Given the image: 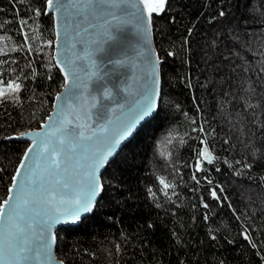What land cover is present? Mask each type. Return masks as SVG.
<instances>
[{"label":"trees","instance_id":"1","mask_svg":"<svg viewBox=\"0 0 264 264\" xmlns=\"http://www.w3.org/2000/svg\"><path fill=\"white\" fill-rule=\"evenodd\" d=\"M44 3L0 0V77L22 83L19 102L13 93L0 105V200L28 147L8 138L40 127L64 85L53 16L42 12L17 31ZM152 24L163 60L157 112L103 171L93 213L56 231L57 256L65 264H264V0H168ZM204 146L211 164L194 151Z\"/></svg>","mask_w":264,"mask_h":264},{"label":"snow or ice","instance_id":"2","mask_svg":"<svg viewBox=\"0 0 264 264\" xmlns=\"http://www.w3.org/2000/svg\"><path fill=\"white\" fill-rule=\"evenodd\" d=\"M167 3L168 0H78L77 3L69 4L65 0H45L29 17L19 21L20 28L17 31L23 33L30 19L39 18L42 12L44 15L54 12L58 29L60 19L67 17L71 7L81 18L86 12L102 23L98 25L99 40L87 36L82 38L90 41L87 46H82L83 55L74 53L72 58H54L57 65H62L60 70L64 72L65 78L71 77V83L64 85L67 91L55 97L57 101L65 102L58 105L55 118L48 116L41 131L21 133L17 137L31 140V146L26 147L22 153L20 163L9 180L6 198L0 200V264H24L39 257L54 261V227L75 223L83 214L92 211L97 196L103 191L101 169L134 127L157 109V97L160 95L157 66L161 62L158 54L148 50V54L144 56L147 63L141 61L144 79L137 85L135 95L127 87L123 91L117 87L113 96L108 88L95 86L94 92H99L102 88L98 108L97 96L88 91L89 83L93 82L98 72L95 53L102 51L104 44L116 40L118 34L126 26L133 24V21L136 30L146 35L152 24L153 14L163 13ZM116 10L121 14L117 15ZM219 15L224 16L225 12L220 11ZM56 36L58 43L59 30ZM24 39L28 40L27 34ZM51 43L49 41V44ZM168 55L172 56L174 53L168 52ZM114 63L127 65L129 68L135 66L132 60H117ZM24 79L28 77L25 76ZM5 84L6 88L14 93L11 102L18 103V93L22 89L19 77L6 82L0 77V97L4 95ZM125 92L132 96V102H128V96L123 94ZM68 93H71V96ZM118 95L124 97V103L117 102ZM67 100L78 103L73 108L66 103ZM103 101H109L116 107L105 105ZM246 107L257 105L248 103ZM92 109H96L94 124L91 122ZM101 112L104 114L101 115ZM118 114L123 115L124 119H118ZM192 123H196L195 119ZM199 131L203 132L204 128L201 126ZM180 143H185L183 137L180 138ZM200 143L204 144V141L201 140ZM194 151L198 158L205 159L208 164L213 163L207 146L203 150L196 148ZM195 167L196 171L204 170L199 159L196 160ZM192 178L197 179L195 173ZM159 184L165 190L175 187L164 178H159ZM164 194L167 196V191ZM210 195L213 199H220L215 189L211 190ZM203 206L208 207L207 204ZM205 219L207 220V215ZM242 235L253 248L256 247L247 229ZM215 238L212 236V239ZM37 239L41 242L37 243ZM119 250L117 245V251Z\"/></svg>","mask_w":264,"mask_h":264},{"label":"water","instance_id":"3","mask_svg":"<svg viewBox=\"0 0 264 264\" xmlns=\"http://www.w3.org/2000/svg\"><path fill=\"white\" fill-rule=\"evenodd\" d=\"M65 2L71 4V3H77L78 0H65ZM109 10H112V9H109ZM116 11H117V15L121 14L118 10ZM50 15H52L54 18L53 20H54V28H55V32H54L55 41L53 44L54 52H53L52 58H55V57H59L60 59H65V57L72 58L74 53H80L81 55H83V53L81 52L82 46H87V44L90 43V41L83 40L82 39L83 37L87 36L89 38H94L96 40L100 39V36H99L100 28L98 27V25L101 24L102 21L98 19H93L92 15H88L86 12L83 14V18H81L80 15H77L76 10L70 7L67 17L66 18L62 17L60 19L58 29L56 25V13L53 12ZM153 15H156V14L154 13ZM108 19H111V18L108 17ZM134 24H135V21H133V24L126 26L125 29H123L118 34L116 40L109 41L108 43L104 44L103 50L97 51L95 53L94 59H95V62L98 68V72H97V76L93 78V82L89 83L88 91L92 92L93 95L97 96V107L98 108L100 106L102 88H101V91L94 92L93 88L95 86H103V87L108 88L112 92L113 96H115L116 94L117 87H119L121 91H123V89L127 87L133 93V95H135L137 85L143 82V79H144V69L141 65V61H144V56L148 54V50H151L153 53H156V54L159 53L156 47V43L154 41L155 40L154 29L152 28L153 24H151V26L149 27L146 35L143 32L137 31L136 28L134 27ZM85 29H87V32H85ZM57 30H59L60 32L58 43H57V36H56ZM141 53H143V55H140ZM117 60H124V61L132 60L135 66L129 68L127 65H123V66L117 65L114 63ZM85 63H87V61H85ZM144 63L146 64L147 61H144ZM162 64H163V60L161 59L160 64L157 66V71H158V75L160 79V91H161V85H162V80H161L162 79L161 78ZM77 66H79V61L77 62ZM57 67L59 71H61L60 69L62 65H57ZM61 73L64 77L63 84L64 85L70 84L71 77H68L66 79L64 72L61 71ZM81 75H84V73H81ZM64 85L61 88V90L56 94V96L61 95L62 93H65L67 91ZM123 94L125 96H128L127 92ZM68 95L71 96V93H68ZM85 95H87V93H85ZM160 96H161V93L157 97V109H158ZM123 99L124 97L122 95H118L117 102L124 103ZM128 102H132V96H128ZM64 103H65L64 101H57L56 99H54L53 107L52 109H50L51 111L48 114V116H53L55 118V112L57 111L58 105H62ZM66 103L68 105H72L73 108H75L78 102L74 100H67ZM102 103L105 105L111 104V102L109 101H103ZM110 107H116V105L111 104ZM157 109L151 114L150 117H146L144 120L140 121L134 127L131 134L127 136L121 142V144L117 147L116 151L109 158L108 162L101 169V172H100L101 179H102V173L104 170H106L107 165L112 160H114V158L118 157L119 153L125 147V144H127L132 139V137L137 133L136 131H138L145 122L150 120V118L155 116ZM91 112H92L91 122L94 124L96 120V115H95L96 109H92ZM103 114L104 113L101 112V115ZM48 116L43 122H41L42 124L40 125V127L26 130L18 134H15L13 136H10L8 140L26 142L28 146H31V140L26 139V138L20 139L17 137H19L21 133H29V132L34 133V132L41 131L43 125L47 123ZM118 119H124V116L118 114ZM48 130L50 131V129ZM208 150L211 155V158L214 160L215 156L214 154H212L209 147H208ZM101 194L102 192L100 193V195L97 196L94 207L91 212L83 214L80 217V219L75 223H65V224L56 225L53 229L54 235L56 236V231H58L59 229L63 227H67L69 225L70 226L78 225V223H80L85 217L90 216L93 213V210L95 209L96 204L98 200L100 199L99 197L101 196ZM40 242L41 241L37 239V243H40ZM56 245H57V240H55V245L53 249V253L55 256L54 261H47L45 258L39 257L37 259L24 262V264H61V262L62 264H65L64 261L57 256V253L55 251Z\"/></svg>","mask_w":264,"mask_h":264},{"label":"rangeland","instance_id":"4","mask_svg":"<svg viewBox=\"0 0 264 264\" xmlns=\"http://www.w3.org/2000/svg\"><path fill=\"white\" fill-rule=\"evenodd\" d=\"M10 95H13V92H12V90L7 89V88H6V85H5V92H4V95H3L2 97H0V105H1V103H2L6 98H8Z\"/></svg>","mask_w":264,"mask_h":264}]
</instances>
